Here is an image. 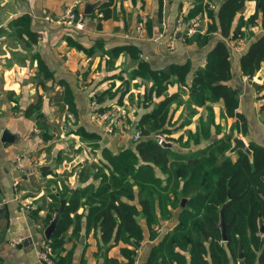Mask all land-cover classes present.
Listing matches in <instances>:
<instances>
[{
  "label": "crops",
  "instance_id": "crops-1",
  "mask_svg": "<svg viewBox=\"0 0 264 264\" xmlns=\"http://www.w3.org/2000/svg\"><path fill=\"white\" fill-rule=\"evenodd\" d=\"M207 1H215L217 11L222 0ZM88 3L94 6L83 13L81 28L50 23L45 18L66 14L73 6L83 12ZM193 4V0H0V264H49L40 258V253L46 239L45 217L54 215L51 195L62 182L75 188L77 171L87 163L100 164L104 149L117 153L135 142L129 133L120 132L122 119L116 133L104 134L102 125L90 118L95 108L122 107L120 109L138 123L156 103L179 90L173 83L161 95L148 94L149 79L135 75L140 61L153 70L188 63L187 79L190 80L196 68L204 65L206 54L216 39H224L229 47V84L238 90L237 112L244 115L247 123L246 135L240 134L247 143L264 146V112L259 111L264 100L259 98L257 89L264 77V65L251 79L240 70V56L262 31L254 26L247 29L244 36L226 38L216 32L207 43L198 45L195 36L205 33L209 20L204 16L206 21L200 23L197 33L187 35L190 21L199 18L186 19ZM254 8V1H246L238 15L246 18ZM24 14L29 17L28 29L35 33L34 43L13 25L16 17ZM180 16L183 23L178 25ZM139 19L144 21L143 25L138 26ZM235 24L236 20L232 26ZM127 46L137 49L135 59L126 51ZM117 48L123 49L114 54ZM38 61L45 67V77L38 72ZM131 83H139L140 98L148 96L149 101L141 109L128 106L125 86ZM39 97V109L33 115H25V109ZM92 97L96 106L91 104ZM187 97V92L181 93L183 103H172L174 109L167 125L168 129L173 127L168 136L178 145L185 142L188 132L196 130L199 118L205 120L207 116L206 106L193 105L194 113L187 116L184 104ZM65 98L71 99V105ZM209 104L214 123L219 125L217 136L222 137L224 123L233 127L236 117L223 116L221 101ZM66 115L75 118V128L60 133L57 128L61 116ZM184 118L188 121L183 122ZM232 127L226 134L232 132ZM79 129L96 135L92 141L100 145L97 156L75 158L69 155L72 141L78 139L82 146L87 144ZM173 131L179 133L174 136ZM5 132L8 139L4 138ZM180 136L183 138L178 141ZM205 144L201 141L198 146ZM233 155L234 159L236 155ZM19 158L21 166L17 163ZM64 172L66 178L60 183L57 175ZM54 183L59 186H53ZM76 212L82 214L80 230L73 235L71 224L63 233L61 255H68V262L63 264H104L105 257L114 259L117 264H145L156 242L177 223L180 208L171 209L169 218L159 219L152 225L157 233L155 238L149 239L148 229L142 223L143 239L139 243L117 242L111 246L103 245L92 229L85 231L86 206H79ZM33 235L36 242L30 239ZM127 251L133 252L132 260ZM183 254L185 264H189V254Z\"/></svg>",
  "mask_w": 264,
  "mask_h": 264
},
{
  "label": "trees",
  "instance_id": "trees-1",
  "mask_svg": "<svg viewBox=\"0 0 264 264\" xmlns=\"http://www.w3.org/2000/svg\"><path fill=\"white\" fill-rule=\"evenodd\" d=\"M246 1H254L255 8L243 18L238 13ZM196 8H191L186 19ZM206 13L210 22L204 34L195 36L198 45L207 43L216 32L226 38L244 36L253 26L261 29L240 56V70L251 79L264 65V0H222L214 16L208 6ZM28 24L26 14L13 21L16 29L24 31L34 43L36 36L28 29ZM122 49L117 48L113 53ZM125 49L136 58L134 46ZM37 68L44 77L47 75L39 61ZM135 70V75L152 81L151 94L161 95L167 85L173 83L178 84L179 90L165 96L140 117L139 140L117 153L104 149L100 164L87 163L77 171L75 188L62 182L51 195L54 215L59 199L66 198L56 229L48 240L51 263L68 262V255H61L62 236L71 224L72 234L78 233L82 214L76 211L79 206H86L85 231L92 229L105 246L117 242L139 243L143 239L142 223L148 229L149 239L155 238L157 233L152 225L159 219L169 218L171 209L179 207L177 223L156 242L145 264H185L184 252L189 254V264H235L239 244L243 253L240 263L264 264V235L258 231V220L264 213V146L248 142L250 153L242 149L230 151L234 134L246 135L247 123L244 115L237 112L238 90L229 84L231 71L226 41L216 39L206 54L204 65L196 68L190 80L187 79L188 63L153 70L140 61ZM257 89L259 98L264 100V77ZM184 92L188 94L184 101L187 116L194 113L193 106H206V119L199 118L196 130L188 132L184 143L175 142L176 148L162 145L156 135L169 134L166 127L174 109L171 105L183 103L180 96ZM65 101L72 103L68 98ZM217 101L223 104V116L236 117L232 132L222 137L217 136L219 125L214 123L209 104ZM40 104L39 97L25 109V115H33ZM259 111L264 112V101ZM78 133L83 139L97 138L83 129ZM182 138L180 136L178 141ZM168 139L165 140L170 141ZM201 141L206 142L204 147L198 146ZM195 145L196 149L192 150L191 146ZM232 154L236 155L234 159ZM182 198H185L183 205ZM220 211L223 212L225 241L221 240L218 226ZM54 215L47 214L45 223ZM127 255L132 260L133 252L127 251ZM104 264L117 262L105 257Z\"/></svg>",
  "mask_w": 264,
  "mask_h": 264
},
{
  "label": "built area",
  "instance_id": "built-area-1",
  "mask_svg": "<svg viewBox=\"0 0 264 264\" xmlns=\"http://www.w3.org/2000/svg\"><path fill=\"white\" fill-rule=\"evenodd\" d=\"M46 20L50 23H54V24H68L71 25L75 28H81L82 27V19H83V12L81 11V9L79 8H75V6L70 7L66 14L60 15L58 17H49L46 16L45 17ZM198 20L196 18L192 19L189 23V25L187 26L186 29V34L187 35H191L194 32H197V30L199 29V27L197 26L199 22H197ZM183 23V18L179 17L177 19V24L180 25ZM91 104L93 106H96V102L94 100V98H91ZM122 107H117L115 105L110 106L109 108H106L104 110H98V109H94L93 112L90 114V118L93 121H96L98 123H100L102 125V127L100 126L102 132L106 135L109 134H113L116 133V127L120 121V119H122V123H123V127L120 130V132H125V133H129L131 139L133 141H137L139 140L140 136H141V130L139 128V126L137 125L136 122L131 121L127 116V112H125L123 109H120ZM156 140L158 143H161V141L163 140L161 135H156ZM18 165L21 166L22 165V159L19 158L18 159ZM24 207H28L27 204H23ZM49 239H45V244L41 250L40 253V258L42 260H44L46 263L52 264L51 260H50V252L48 249V241Z\"/></svg>",
  "mask_w": 264,
  "mask_h": 264
},
{
  "label": "rangeland",
  "instance_id": "rangeland-1",
  "mask_svg": "<svg viewBox=\"0 0 264 264\" xmlns=\"http://www.w3.org/2000/svg\"><path fill=\"white\" fill-rule=\"evenodd\" d=\"M169 1V0H168ZM211 1V0H210ZM166 2V1H165ZM193 2H194V4L192 5V8H193V6H195V7H198V8H196V10L194 11V13L191 15V17H193V16H197V17H199V18H196L198 21L197 22H199L198 23V27L200 28V26H201V24L200 23H204L206 20L204 19V16L209 20L208 21V23L210 22V19H209V17H208V15H207V13H206V6H208L209 8H210V10H212V12H213V16L215 15V11H216V4H214V2L212 3V1L209 3V1H207V0H193ZM208 2V3H207ZM191 5V4H190ZM199 5V6H198ZM139 7H140V5H138V9H139ZM143 9V8H142ZM184 12V11H183ZM181 13V12H180ZM250 15V14H249ZM248 15V16H249ZM182 16V15H181ZM180 16V17H181ZM138 18H140V17H137V19ZM138 21H140V19L138 20ZM143 23H144V21L143 20H141L140 22H139V24H138V26H140V25H143ZM208 23H207V25H208ZM254 27V26H253ZM256 27V26H255ZM195 33H197V32H195ZM149 82H150V85H149V88L152 86V81H150L149 80ZM132 85H130V86H125V87H127V90H128V96H127V101H128V106L130 107V108H132V109H141V107H142V105L143 104H146V102H148L149 100H148V96L147 95H145V97H139V96H141L140 95V92H139V89L137 88V87H139L140 85H139V83H131ZM174 84H176V83H174ZM176 85H178V84H176ZM169 85H167V87H168ZM138 91V92H137ZM148 94H150V90L148 91ZM147 96V97H146ZM151 103V102H150ZM149 103V104H150ZM206 113H207V110H206V112H205V115H206ZM127 116H128V114H127ZM129 117V116H128ZM134 118V117H133ZM133 118H129L131 121H133L134 119ZM74 117L71 115L70 117L69 116H64V117H62L61 116V120H60V122H59V125H58V128H57V130H59L60 131V133H62V132H68V130H69V132L70 131H72L74 128H75V124H74ZM224 127H225V133L224 134H226V131H230L231 130V127L232 126H230V124L228 123V122H226V123H224ZM173 128V127H172ZM172 128H170V129H172ZM233 128V127H232ZM166 129L169 131L170 129H168V127H166ZM173 130V129H172ZM174 132V131H173ZM175 134H174V136H176V134H178L179 132H174ZM241 132H238V133H235L234 135L235 136H238V137H241V138H243L242 136H241V134H240ZM161 137H162V139L163 140H165V139H167V138H170V135L168 136V134L167 133H165V134H161ZM174 138H170V139H168V140H170V142H172L171 140H173ZM244 139V138H243ZM77 140V142L75 141H72L71 142V144H72V147H71V149H70V151H69V155L70 156H74L75 158H80V157H82V158H85V157H91V155L90 154H93V155H96L97 156V154L99 153V151H100V145L99 144H97V142L96 141H92V140H90L89 138H87V144L86 145H84V146H82L78 141V139H76ZM245 140V139H244ZM246 141V140H245ZM173 143H175V142H173ZM77 144H79V146H77L76 147V145ZM74 146V147H73ZM95 146H97V147H95ZM192 147H194V146H191V148ZM194 149H196V148H194ZM193 148H192V150H194ZM191 150V151H192ZM63 156H65V155H63ZM232 157L234 156L233 154L231 155ZM73 164V162H71V165ZM59 175H61V177H59ZM59 175H57V178L56 179H58V181L61 183L62 182V180L64 179V178H66L65 176L67 175V173L66 172H64V173H60ZM56 179H53V180H56ZM53 186H59V184L57 185V183H54V185ZM59 188V187H58ZM57 188V189H58ZM235 264H240V260L236 257L235 258Z\"/></svg>",
  "mask_w": 264,
  "mask_h": 264
},
{
  "label": "water",
  "instance_id": "water-1",
  "mask_svg": "<svg viewBox=\"0 0 264 264\" xmlns=\"http://www.w3.org/2000/svg\"><path fill=\"white\" fill-rule=\"evenodd\" d=\"M93 6H94L93 4H89V3L85 4V10H83V13H87L89 11V9H91V7H93ZM8 136H7V133L5 132L4 138L8 139ZM232 141H233V145L230 148L231 152H234L237 149H242L246 153H250V150L248 148V144L243 138L238 137V136H234ZM160 144L166 145V146L169 145L172 148H176V145L170 141L162 140ZM177 150L181 151V149H179V148ZM184 201H185V198H182L181 199L182 205L184 204ZM65 204H66V198H60L59 204L55 210L56 213H55L54 217L50 220V222L46 225V227L43 230V233H44V236L46 239H49V237L55 231L57 222L59 220L61 213L64 210ZM218 226L220 229L221 240L225 241L226 240V233H225V228H224L223 212L222 211H220ZM258 231L260 234L264 235V213H263V216H261V218L258 220ZM30 239L32 240V242H36V240H37L35 235L31 236ZM21 244L24 245L25 242H22ZM242 255H243V253H242L241 245L239 244L237 247V258L239 260H241ZM240 264H243V263L241 262Z\"/></svg>",
  "mask_w": 264,
  "mask_h": 264
}]
</instances>
